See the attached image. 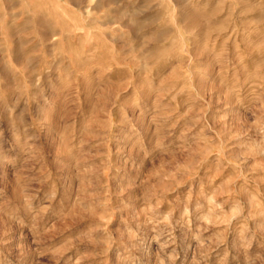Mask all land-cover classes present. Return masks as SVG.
<instances>
[{
	"label": "rangeland",
	"instance_id": "374dc122",
	"mask_svg": "<svg viewBox=\"0 0 264 264\" xmlns=\"http://www.w3.org/2000/svg\"><path fill=\"white\" fill-rule=\"evenodd\" d=\"M0 264H264V0H0Z\"/></svg>",
	"mask_w": 264,
	"mask_h": 264
}]
</instances>
